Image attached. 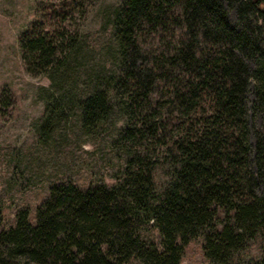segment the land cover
Listing matches in <instances>:
<instances>
[{
	"label": "trees",
	"instance_id": "trees-1",
	"mask_svg": "<svg viewBox=\"0 0 264 264\" xmlns=\"http://www.w3.org/2000/svg\"><path fill=\"white\" fill-rule=\"evenodd\" d=\"M87 14L49 7L18 43L50 80L39 142L86 136L113 180H52L12 222L0 198V264H182L197 238L212 264H264V0H122L98 38Z\"/></svg>",
	"mask_w": 264,
	"mask_h": 264
},
{
	"label": "rangeland",
	"instance_id": "rangeland-1",
	"mask_svg": "<svg viewBox=\"0 0 264 264\" xmlns=\"http://www.w3.org/2000/svg\"><path fill=\"white\" fill-rule=\"evenodd\" d=\"M68 1L0 0V198L5 204L7 222H12L14 212L21 204L34 207L52 180L70 175L80 181L101 175H106L107 181L113 180L107 176L109 160L105 159L104 146L86 142L83 135L71 138L68 144L63 134L57 135V142L44 146L36 134L35 125L44 110L40 90L43 85H49L50 80L27 72L18 37L42 12ZM121 1L84 0L88 14L84 18L76 15L75 26L84 32L95 33L93 37L98 38L104 9ZM228 16L234 23L233 8ZM15 151L27 158L25 172L15 165ZM202 245V239L192 240L182 264H212Z\"/></svg>",
	"mask_w": 264,
	"mask_h": 264
}]
</instances>
